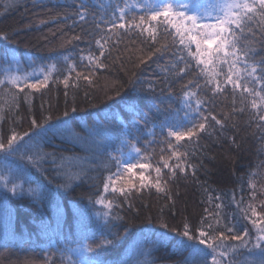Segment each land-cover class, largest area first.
<instances>
[{
	"label": "trees",
	"instance_id": "trees-1",
	"mask_svg": "<svg viewBox=\"0 0 264 264\" xmlns=\"http://www.w3.org/2000/svg\"><path fill=\"white\" fill-rule=\"evenodd\" d=\"M12 2L0 0V32L8 35L7 41L0 39V63L5 59L7 47L15 49L22 62L20 74L56 61L59 70L53 73L47 87L25 88L23 93H18V108L4 103L18 90L9 92V85L0 87V106L4 108L0 136L5 142L12 131L20 135L28 132L29 136L39 131L31 125L34 116L48 129L42 137L45 152L55 153L57 157H89V163L98 165L99 159L109 153L120 156L118 149L122 141H128L123 146V159L149 164L151 167L144 175L152 177L153 181L154 169L160 167L161 183L166 181L167 185L165 192L155 187L141 189L138 176L122 171L120 179L115 181L117 190L113 192L110 185L108 193H104L106 177L116 172L112 163L109 169H89L86 177L75 182L74 190L65 191L56 187L64 180L57 178L50 162L44 165L46 175H41L18 156L0 161V167L25 169L32 187L39 186L41 193L40 198L27 193L23 197L8 193L6 205H0V264H48L49 259L54 264H62L58 248L77 246L83 233H87L89 243L98 242L103 236L110 239L109 233L119 234L118 254L102 253L108 264H114L137 248L141 251L128 256V264L145 260L142 250L148 249L153 264H186L189 258L190 264H200L199 255H193L191 249L180 251L175 247L180 239L177 232L182 231L186 222L193 229L201 227L203 222L206 231V225L213 223L216 234L224 232L226 236L231 233L225 226L234 228L236 234L247 228L254 239L255 228L243 210L251 205L257 213L264 214V138L257 127L255 110L251 109L252 97H246L242 103L239 90L234 94L231 85L225 87L222 95L213 97L205 87L194 58L160 28L156 41L137 31H109L111 25L107 22L112 18L115 5L123 7L125 2L134 4L135 0H14V6L8 7ZM82 2L87 7L83 21L76 15ZM102 3H111L113 7L104 9L99 6ZM142 14V9L133 8L128 15L138 18ZM253 31L256 32L254 47L260 59L264 57L261 51L264 44L260 43L262 37L256 27ZM102 35L110 37L105 55L101 57L105 67L92 69L86 57L89 53L99 56L95 41ZM75 36L81 38L72 39ZM245 43H253L252 38ZM192 51H195V44ZM63 56H69L76 64L67 88L63 83L68 74L66 64L60 60ZM179 56L190 65L182 78L161 71L177 62ZM141 59L145 62L141 63ZM179 66L183 67V62ZM77 72L89 76L91 83L83 78L76 80ZM217 79L222 81L223 76ZM149 83L155 91H147ZM196 84L199 89L194 87ZM189 88L211 102L204 114L210 113L224 126L221 128L209 119L208 132L200 133L198 139L181 141L184 147L179 148V152L188 153L186 171H177L173 177L163 167L165 160L170 165L177 163L168 148L167 133L154 125L178 110L183 116V93ZM73 107L75 112L71 111ZM241 108L243 111H239ZM65 111L69 113L67 117L63 115ZM48 115L52 119L44 124V117ZM59 120L67 124L56 127ZM27 139L25 137V141ZM131 144L140 148L146 159L129 160ZM140 171L139 168L133 170ZM129 181L137 188H130ZM121 187L125 188L127 198L120 193ZM4 191L0 186V193ZM101 195L113 202L111 219H105L104 206L94 203ZM54 201L60 203V216ZM163 223L168 224V229L163 228ZM163 232L170 238L166 246L157 243ZM226 243L238 242L229 240ZM254 258L249 256L248 250L241 249L234 257V264H244ZM208 259L210 264V257Z\"/></svg>",
	"mask_w": 264,
	"mask_h": 264
},
{
	"label": "snow or ice",
	"instance_id": "snow-or-ice-1",
	"mask_svg": "<svg viewBox=\"0 0 264 264\" xmlns=\"http://www.w3.org/2000/svg\"><path fill=\"white\" fill-rule=\"evenodd\" d=\"M14 6V0L8 7ZM104 9L112 8L111 3H102L99 5ZM133 8H140L143 14L138 18L136 16L129 17V12ZM81 21L85 20L87 15V7L82 2L80 11L76 13ZM110 23L111 30L137 31L138 33H146L147 38L151 41L157 40V29H162L168 35H171L173 41L182 45L187 50L188 55L195 60V66L199 69L200 75L204 78L205 87L208 88L213 97L222 95L225 87L231 85L232 92L235 94L239 90L242 97V103L246 97H252L251 109L255 110V116L258 120L257 127L264 138V57L257 59L258 52L254 47L256 40V31L260 33L262 39L261 44H264V0H135L134 4L124 3L123 7L115 5V10L111 14ZM103 20V18H101ZM155 22V23H153ZM255 22V24L253 23ZM99 27V25H97ZM251 37L253 43H245ZM81 37L75 36L72 39L79 40ZM0 39L7 41L8 35L0 32ZM110 39L109 36H101L95 41L99 49V56H94L91 53L86 57L87 64L90 68H103L105 65L101 61L104 57L106 44ZM195 44V51H192V45ZM214 45V47H213ZM264 51V48L261 49ZM4 61L0 63V87L9 85V92L12 89L18 90L10 95L9 99L4 101L10 108L19 107L17 104L18 93H23L25 88L37 89L47 87L48 81L53 77V73L58 71L57 63L40 65L33 67L29 72H23L22 62L16 54L15 49L5 48ZM150 58V57H149ZM81 59H85L81 57ZM66 64L67 75L64 77L63 83L67 88L72 73L76 70L75 62L71 61L69 56L60 58ZM141 63L145 61L141 59ZM183 62L184 66L179 64ZM190 65L184 61L183 56L177 58V62L170 64L169 67L162 68L161 71L169 74H174L176 78H182L188 71ZM226 69V71H225ZM218 76H223V80L217 79ZM83 78L91 83L89 76H82L81 73H76V80ZM192 82L190 81L189 84ZM251 85V87H249ZM210 86V87H209ZM199 89V84L194 85ZM147 91H155L154 86L149 83ZM163 91V89H161ZM184 105L183 116L179 115V111L175 115L166 116L163 121L154 127H159L161 131H166V142L171 150V156L175 157L177 163L170 165L167 160L164 161L163 167L167 168L170 174L174 177L177 171L185 172V162L188 153L179 152V148L184 147L181 141H192L193 138L199 137L202 132H208L211 125H207L209 119L220 125L223 128V122L215 116L205 115L207 106L211 103L206 98H201L197 91L189 88L183 93ZM25 99L30 101L28 95ZM203 108V110H202ZM72 112L76 108L71 109ZM239 111H243L241 108ZM4 108L0 106V121L4 119ZM65 117L69 115L68 111L63 114ZM198 117L199 119H197ZM52 119L51 115L44 117V124ZM31 125L34 129L29 136L28 132L23 135L15 131L5 142L3 136H0V161H6L9 157L18 156L21 160L26 161L31 168L35 169L41 175H46L47 169L44 165L51 163L57 173V178L64 180L63 184L56 187L63 188L65 191L74 190L73 185L87 176V171L95 167L109 169L110 164L114 163L116 172L111 173L105 179L103 192L108 193L110 185L112 191L117 189L114 187L115 181L120 179L123 172L129 173L131 176H138L140 180L139 187H155L159 192L166 191L167 182L161 183L162 176L160 167H156L155 180L152 177H146L144 171L151 167L147 163H131L123 159V146L128 144V141H122L120 156H113L109 153L105 158H100L98 165L89 163V157H66L59 156L55 153L45 152L42 147V137L48 131L43 124H39L33 116ZM67 124L65 120H59L56 127H64ZM49 127H52L49 125ZM149 134H152L151 131ZM25 137H28L25 141ZM146 159L141 155V149L135 144H131L129 152V160L139 161ZM139 168V173L133 172ZM73 169H76L73 171ZM25 185H28L26 188ZM0 186L5 189L0 193V205H6L8 193L13 196L23 197L25 193L33 198H40V188L32 187V180L27 175L25 169L0 167ZM130 188H137V185L129 181ZM250 187H255L250 185ZM120 193L127 198L125 188L119 189ZM94 203L104 206L106 211L104 217L106 220L113 217L112 209L114 207L111 200H106L104 195H101ZM57 215H62L61 206L58 201H54ZM219 207V206H218ZM244 215L250 220L255 228L254 239L249 236L247 228L243 229L240 234H236L234 228H227L226 231L231 233L226 236L224 232H219L217 235L213 227V223L206 225L207 231L203 222L201 227L193 229L189 223H184L182 231H178L180 237L176 241L175 247L183 251L191 249L193 255H199L200 264H234V257L241 249L249 251V256L255 257L251 260H246L244 264H264V214L257 213L251 205L243 210ZM251 212L249 216L248 213ZM254 217H259L258 219ZM116 219L122 217L116 216ZM218 224L219 220H214ZM163 228L168 229V224L163 223ZM127 231V226H125ZM176 231V230H173ZM196 233V234H194ZM111 238L103 236L95 243L88 242L87 233L82 234V240L75 247L65 246L58 248L61 254L62 264H108L102 258V253L118 254L116 245L120 243L121 237L119 234L109 233ZM186 238V239H185ZM167 232L160 233V238L157 243L161 246H166L169 241ZM237 241L236 244H228L226 241ZM196 241V243H192ZM204 245L205 247H200ZM56 247V245H50ZM259 250L258 252L256 250ZM141 251V249H133L126 253L125 257L118 258L114 264H128L127 257ZM151 250H142L145 260L137 261V264H153L150 257ZM48 264H54L49 259ZM190 264V258L186 261Z\"/></svg>",
	"mask_w": 264,
	"mask_h": 264
}]
</instances>
